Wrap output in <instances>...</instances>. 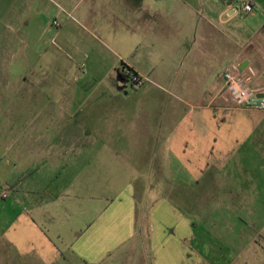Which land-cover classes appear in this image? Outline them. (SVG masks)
<instances>
[{
	"label": "crops",
	"instance_id": "0c3cea01",
	"mask_svg": "<svg viewBox=\"0 0 264 264\" xmlns=\"http://www.w3.org/2000/svg\"><path fill=\"white\" fill-rule=\"evenodd\" d=\"M241 1L0 0V17L25 43L15 61L40 58L37 43L58 50L53 69L18 80L49 130L9 153L22 167L0 180V264H200L209 238L179 205L202 199L193 188L223 186L227 200L233 186H252L254 199L264 196V112L223 92L233 71L264 94V0H245L247 14ZM123 65L144 79L140 88L120 80ZM62 160L80 171L75 180L102 171L92 174L102 192L76 182L56 190ZM138 176L140 199L130 182Z\"/></svg>",
	"mask_w": 264,
	"mask_h": 264
},
{
	"label": "rangeland",
	"instance_id": "374dc122",
	"mask_svg": "<svg viewBox=\"0 0 264 264\" xmlns=\"http://www.w3.org/2000/svg\"><path fill=\"white\" fill-rule=\"evenodd\" d=\"M7 16L0 17V180L3 182L5 175V169L9 167H22V164H14L10 158L11 149L20 148L22 144L28 145L31 140L32 132L39 130L43 132L48 129L49 123L44 119V116H40V121L35 119L33 113L36 108L32 106L27 100L28 90L22 88L18 80L20 77L27 76L22 74L26 69H53L54 58L53 56L58 53L54 48V43H37L40 47V58L28 57L26 64H22L21 60L15 61L14 56L17 52L20 53L25 43L16 42V38L19 36L17 26L13 24ZM30 47L32 43H28ZM58 45L65 46V43H56ZM17 50L15 52L16 46ZM64 48V47H61ZM30 49V48H29ZM20 50V52H19ZM63 53V52H62ZM61 55V56H60ZM61 61L60 66L68 62L66 55L60 54L57 57ZM57 60V59H56ZM15 61V63H14ZM58 62V60H57ZM14 63V64H12ZM11 69V71L9 70ZM11 72V73H10ZM42 93V92H40ZM46 102V100H45ZM42 107V101L41 106ZM34 108V109H33ZM38 117V116H37ZM36 117V118H37ZM49 130V129H48ZM13 149V151L15 150ZM8 151V152H7ZM91 158L100 156L99 158L104 163L109 162L108 155H86ZM111 156V155H110ZM117 156V155H114ZM120 160H124L126 155H118ZM61 168H57L52 171V180L57 184L56 190H60L64 184L76 182V187L80 185L92 189L91 192L101 193L102 188L98 186V180L92 178V174L102 172L96 170L83 171V175H80L78 180H75L76 175L80 171L71 167L69 161H60ZM94 162V160H93ZM121 163V162H119ZM23 167L21 172L27 171L29 168L28 164ZM89 166H93L92 163ZM71 167V168H70ZM14 174L20 169L13 170ZM128 172V170H121V172ZM11 171H7L9 173ZM109 172L110 171H106ZM130 173L133 171H129ZM141 171L138 173H142ZM105 183L113 182L111 178L106 180ZM135 181V182H134ZM115 181L111 187L115 190H119L123 185H120ZM137 198L142 195L141 189L142 180L141 177H132L130 180ZM80 184V185H79ZM101 184V181H100ZM116 185V186H115ZM120 185V187H119ZM106 195L115 194V191L110 192L108 189L111 187L102 186ZM195 186L192 194L201 196L197 202L185 201L179 203L186 213H193L196 223L201 227L200 230L203 232V237H208V240H201L200 245V264H264V196L261 199L256 200L255 187L252 186H233L227 200H224V188L223 186H210L208 183ZM64 188V187H63ZM242 188V191H241ZM245 188V189H244ZM248 189V191H247ZM191 191V189H190ZM262 191V190H261ZM260 195H263L262 192ZM264 191V187H263ZM148 195L149 202L147 209L154 203V193ZM221 195V196H220ZM259 195V194H258ZM259 195V196H260ZM257 196V197H259ZM223 197V198H222ZM246 197L240 201V198ZM140 199V197H139ZM140 202V201H139ZM260 204L263 207L262 213L259 212L257 218L252 217L251 209ZM141 204V203H140ZM215 211V212H214ZM209 232L211 235L207 234ZM214 240V244L210 241Z\"/></svg>",
	"mask_w": 264,
	"mask_h": 264
},
{
	"label": "built area",
	"instance_id": "2783aa9c",
	"mask_svg": "<svg viewBox=\"0 0 264 264\" xmlns=\"http://www.w3.org/2000/svg\"><path fill=\"white\" fill-rule=\"evenodd\" d=\"M253 7L245 0L240 2L239 11L241 14L252 12ZM55 24V22H53ZM120 73L124 76L123 81L133 89L140 88L144 79L130 68H121ZM224 95L227 96L236 107L264 112V94L258 97L256 92L249 86L245 77L229 71L224 75Z\"/></svg>",
	"mask_w": 264,
	"mask_h": 264
},
{
	"label": "trees",
	"instance_id": "16d2710c",
	"mask_svg": "<svg viewBox=\"0 0 264 264\" xmlns=\"http://www.w3.org/2000/svg\"><path fill=\"white\" fill-rule=\"evenodd\" d=\"M123 67H125V65H123ZM119 77H120V79H124V76L119 72Z\"/></svg>",
	"mask_w": 264,
	"mask_h": 264
},
{
	"label": "water",
	"instance_id": "95a60500",
	"mask_svg": "<svg viewBox=\"0 0 264 264\" xmlns=\"http://www.w3.org/2000/svg\"><path fill=\"white\" fill-rule=\"evenodd\" d=\"M121 80V79H120ZM122 81V80H121ZM258 97H262V96H258Z\"/></svg>",
	"mask_w": 264,
	"mask_h": 264
}]
</instances>
